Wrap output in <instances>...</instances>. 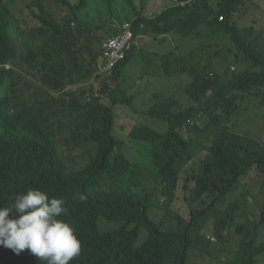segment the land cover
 I'll list each match as a JSON object with an SVG mask.
<instances>
[{
    "label": "trees",
    "instance_id": "trees-1",
    "mask_svg": "<svg viewBox=\"0 0 264 264\" xmlns=\"http://www.w3.org/2000/svg\"><path fill=\"white\" fill-rule=\"evenodd\" d=\"M181 1L174 0L147 15L142 11L143 0L138 11L134 0H125L136 17L133 31L138 32L142 23V32L180 33L179 29L186 27L182 17L199 5L208 14V27L229 33L228 39L236 49L234 58L242 68L234 72L225 65L219 72L218 64L212 62L214 55L199 66L181 67L180 73L190 75L182 88L183 98L190 103L155 96L156 101L147 110L134 111L167 124L163 132L144 124L133 125L129 142L146 143L142 154L135 155L117 133L122 132L115 127L113 110L116 104L131 106L132 96L119 87L117 79L135 48L109 73L101 72L96 64L104 57L100 43L107 31L102 23L81 21L82 9L89 0H31L26 8L39 23L31 29L22 28L20 17L0 0V205L6 206L29 187L62 197L68 208L65 217L81 241V253L70 264H186L193 245L191 237H203L205 219L216 217L213 227L221 237L223 227L241 219L234 215L236 209L244 210L247 216L252 193L241 189V178L251 168L264 177V153H258L263 141L248 132H234L242 145L232 151L229 142L215 141L213 135L225 128L220 126L224 115L218 107L231 114L235 102L247 110L257 107L260 98L264 100V48L258 40L264 31L256 26L244 27L251 18L241 14L235 19L243 29L248 33L257 30L258 34L247 40L238 35L233 16L243 0H215V6L210 0H192L185 5ZM54 5L62 9L59 17L51 10ZM248 9L244 7L243 11ZM218 16L224 20L218 21ZM98 30L103 33L97 34ZM93 41L98 44L96 49ZM166 72L176 74L169 67ZM72 85L78 90L66 89ZM85 85H90L88 90L82 87ZM78 91L84 94L82 102L75 97ZM211 122L218 123L219 129L212 131L200 150L183 160L191 138ZM77 141L85 144L73 155ZM204 149L206 154L197 168L185 177V182H191L185 196L189 202L185 219L170 208L177 198L182 169ZM66 158L85 159V163L67 165ZM154 206L162 209V219L155 218ZM169 215L176 218L175 230L164 225ZM142 226L148 234L136 246ZM257 226L240 222L231 227V233L242 232L248 241L240 244L243 253L223 264H259L264 241L256 243ZM0 264L46 262L27 250L17 256L0 246Z\"/></svg>",
    "mask_w": 264,
    "mask_h": 264
},
{
    "label": "rangeland",
    "instance_id": "rangeland-1",
    "mask_svg": "<svg viewBox=\"0 0 264 264\" xmlns=\"http://www.w3.org/2000/svg\"><path fill=\"white\" fill-rule=\"evenodd\" d=\"M31 0H5L8 5L13 9L16 17L19 16L22 28L31 29L34 25H38V21L32 19L29 16V11L26 8V3ZM44 0H42L43 2ZM90 4L82 9V16L80 17L82 22H88L93 25L103 24V28L107 31L104 34V38L100 43L115 35L122 25H129L133 28V21L136 19L132 8L125 2V0H109L108 3L104 0H89ZM174 0H143V13L147 15H153L155 12L164 8L167 4H172ZM213 6H215V0H210ZM136 10L140 9V0H134ZM36 7V6H33ZM238 11L234 13L233 21L238 29V35L244 39H250L258 31L248 33L243 29L240 24V20H236L241 14H245L247 18H251L250 23L244 27L256 26V29L264 31V0H243V3L239 6ZM244 7H249L247 12H244ZM51 10L56 16H60L62 9L58 5L51 7ZM193 11V12H192ZM196 14L197 18H196ZM218 16V21H223L224 18ZM182 19L186 21L185 29H179L180 33H168L164 36L152 34L150 31L142 32L143 24L140 23L139 34L144 36L139 38V46L136 47L120 71V75L117 79L119 87L126 91L127 95L132 96L131 106L128 104H116L113 107L115 112V127L122 133L117 132L123 138H125L126 144L133 149L131 152L135 155L142 154L141 149L145 146L143 141H133L131 144L128 137L130 128L137 124L147 125L158 131H165L167 124L165 121H161L157 118H153L146 115H138L136 112H142L147 110L156 99L155 96H162L167 98H175L181 101L182 104L190 103L189 99L183 98L182 88L190 80L189 74L180 73L181 67L199 66L202 63H206L207 58L212 56V62L218 64L217 71L222 72L226 66L234 72H239L242 68L241 64L234 58L236 49L228 39L229 33L223 31H213L205 23L208 19L203 9L198 5L188 14L184 15ZM256 19V20H254ZM253 23V24H251ZM178 24V22H177ZM103 33V30H98L97 34ZM27 34L20 36L25 37ZM258 40L262 43L264 48V35L261 33L258 35ZM21 48L25 49V45L21 44ZM98 44L93 41V48L96 49ZM168 55L167 59L162 62V56ZM101 60V59H100ZM209 60V59H208ZM100 62V61H99ZM163 63L167 65L163 66ZM210 65V64H209ZM226 65V66H225ZM9 66V65H8ZM175 72L174 75H168L166 68ZM114 86L112 82L111 88ZM85 89H89L90 85L82 86ZM76 85L67 86L66 89L78 90ZM106 95V93H104ZM84 94L81 91L75 93V97L79 102L83 101ZM107 96V95H106ZM106 101V99H103ZM108 103L110 102L107 96ZM246 104L247 99H245ZM235 110L231 114L223 112L221 107L219 113L224 115L221 118L220 126L225 127L221 132H213L215 141H225L230 143L232 151H237L238 147L242 145L241 140L237 139L233 133L242 134L248 132L255 137L258 141L264 142V100L259 99L258 106L255 108L249 107L245 110L244 106L238 105L235 102ZM213 113L216 115V110L212 106ZM219 117V116H218ZM217 122V121H216ZM202 122L199 121V125ZM218 123L211 122L207 129L202 130L199 134L195 135L190 142V146L186 149L183 160L186 159L191 153H196L200 150L207 139L211 135L214 129H219ZM227 128V129H226ZM78 144L77 148H74L73 155H76L77 151L85 144L84 142H75ZM148 144V143H147ZM149 145V144H148ZM259 156L264 153V145H261L258 149ZM206 154V149L203 152L198 153L190 162H188L180 173V178L177 187V198L172 204L171 210L180 214L183 218L188 219L189 202L185 200V196L188 194V186L191 182H185L187 174L192 172V169H196L198 161H201L202 156ZM67 165L80 166L85 163V159L70 160L65 159ZM151 165H147L149 170ZM241 189L252 193L248 196L249 205L247 216L242 209H236L234 215H240V220H235L233 223L226 225L222 228L220 237L215 233L214 223L216 217L211 215L208 220L205 219L202 235L203 237L192 238V248L185 258L186 264H223L226 261H230L234 255L243 253L240 250L241 242H247L245 235L242 232L231 233V227H236L240 222L247 223V225L257 224L255 233L257 235L256 243L259 244L264 241V186L262 182L264 177L261 178L255 174V170L251 168L248 174L241 178ZM186 185V188L183 187ZM102 188V181L98 185V189ZM158 199V196H157ZM237 202V201H236ZM241 202H237L240 204ZM242 205V204H241ZM153 214L158 219H162L163 212L159 206H154ZM164 225L167 228L177 229L178 224L176 218L169 215L164 219ZM118 225H110L107 227H117ZM148 232L147 229L142 226L139 230L138 238L135 241V245H140L146 238ZM259 264H264V252L258 256Z\"/></svg>",
    "mask_w": 264,
    "mask_h": 264
},
{
    "label": "clouds",
    "instance_id": "clouds-1",
    "mask_svg": "<svg viewBox=\"0 0 264 264\" xmlns=\"http://www.w3.org/2000/svg\"><path fill=\"white\" fill-rule=\"evenodd\" d=\"M67 214L62 197L29 187L0 205V246L17 256L27 250L46 264H70L81 253V241Z\"/></svg>",
    "mask_w": 264,
    "mask_h": 264
},
{
    "label": "built area",
    "instance_id": "built-area-1",
    "mask_svg": "<svg viewBox=\"0 0 264 264\" xmlns=\"http://www.w3.org/2000/svg\"><path fill=\"white\" fill-rule=\"evenodd\" d=\"M190 1L192 0H183L181 5L190 3ZM138 44L139 33H135L127 24L122 25L115 35L102 42L101 49L104 57L96 64V67L101 72L109 73Z\"/></svg>",
    "mask_w": 264,
    "mask_h": 264
},
{
    "label": "crops",
    "instance_id": "crops-1",
    "mask_svg": "<svg viewBox=\"0 0 264 264\" xmlns=\"http://www.w3.org/2000/svg\"><path fill=\"white\" fill-rule=\"evenodd\" d=\"M142 36H144V34L142 33V34H139V38L140 37H142ZM161 36H164V35H161ZM139 46V45H138ZM165 55H163L161 58H163Z\"/></svg>",
    "mask_w": 264,
    "mask_h": 264
}]
</instances>
